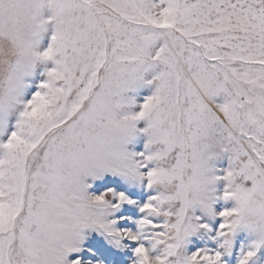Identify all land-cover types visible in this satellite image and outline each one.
Returning <instances> with one entry per match:
<instances>
[{
  "label": "snow or ice",
  "instance_id": "snow-or-ice-1",
  "mask_svg": "<svg viewBox=\"0 0 264 264\" xmlns=\"http://www.w3.org/2000/svg\"><path fill=\"white\" fill-rule=\"evenodd\" d=\"M233 256L264 264V0H0V264Z\"/></svg>",
  "mask_w": 264,
  "mask_h": 264
},
{
  "label": "rangeland",
  "instance_id": "rangeland-1",
  "mask_svg": "<svg viewBox=\"0 0 264 264\" xmlns=\"http://www.w3.org/2000/svg\"><path fill=\"white\" fill-rule=\"evenodd\" d=\"M44 68L43 67H38L37 68V72H43ZM149 94L147 92L146 89H141L138 91L137 96L138 97H143L144 95ZM139 127H143V124L139 125ZM133 148V150H140V148H142V139L138 138V140L136 142H134V145L130 146ZM210 167L212 168V174L215 175H223L224 174V170H226L229 167V161H228V156L227 154H222V155H218L216 156L213 160L210 161ZM215 190L217 192H220L223 188V182H218L215 186ZM221 206V203L218 202L215 207L217 209H219ZM206 237H193L192 241L195 242L198 245H203V243L205 242ZM243 243V240L238 238L237 242H236V249L238 250L240 244ZM209 246H212L209 243ZM193 247V244L190 243L189 244V248L191 249ZM230 264H235V258L234 256L231 258V262Z\"/></svg>",
  "mask_w": 264,
  "mask_h": 264
}]
</instances>
